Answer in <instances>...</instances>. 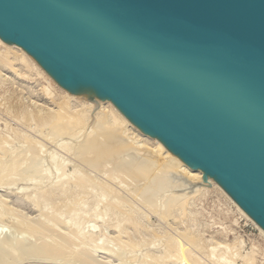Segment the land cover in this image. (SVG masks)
Wrapping results in <instances>:
<instances>
[{"label":"water","instance_id":"1","mask_svg":"<svg viewBox=\"0 0 264 264\" xmlns=\"http://www.w3.org/2000/svg\"><path fill=\"white\" fill-rule=\"evenodd\" d=\"M0 37L113 102L264 229V0H0Z\"/></svg>","mask_w":264,"mask_h":264},{"label":"rangeland","instance_id":"2","mask_svg":"<svg viewBox=\"0 0 264 264\" xmlns=\"http://www.w3.org/2000/svg\"><path fill=\"white\" fill-rule=\"evenodd\" d=\"M3 50L4 47L0 44L1 59L3 61L6 58L8 61L9 58L4 56ZM3 56L5 58H2ZM2 61L0 60V139L2 137L3 139L0 140V144H3L0 146V154L6 152L10 155H8L7 160L0 161V170L2 171L4 168L3 171L5 172L0 171V180L3 179V176L7 177L0 181V234L4 235L10 232L16 245L14 243H12L13 245H6L8 248H5L4 244L0 245V264H264V236L251 221L238 212L236 205L228 200L226 196H223L224 194L212 184L214 181L219 185L215 180L210 177L207 180L204 173H202V180L200 179L199 183L196 180L192 184L189 181H183V178L178 177V175L168 174V172L166 174L162 168L167 163V159L163 163L161 162V167V164H156V161L159 160L158 156L148 148L141 150L142 148L135 146L130 150H119L114 147L115 150L103 155L98 153L97 150L94 152L85 151V143L91 138L90 132L98 136L100 147L108 144L109 139L104 132L105 129H103L109 123L107 113L104 112V116L97 121L95 114L98 109L93 108L82 125L73 123L74 125H61L55 128H50L49 124L42 125L40 124L42 116H47V113H51V110H59V106H62L61 110L65 108L63 103L66 99L63 91L67 90L53 77V84L50 85L43 76L37 75L35 71L27 73V68L20 64L16 65L11 61L14 65L9 63L8 66L9 61ZM38 65L47 75L49 74L39 63ZM24 73L26 74L22 78ZM49 76L51 75L49 74ZM76 106L77 103H75ZM43 107L45 112L42 110ZM78 108L74 110H79ZM74 113H77V111H73ZM66 121L67 119L61 123L65 124ZM128 121L132 123L130 120ZM40 125H42V128ZM132 125L136 127L133 123ZM136 128L143 133L138 127ZM132 132L133 130H130L126 133V136L139 141ZM33 133L38 141L36 143L35 140L33 145H29L30 141L27 135ZM11 136H13V141L10 139ZM126 136H123V138L127 139ZM115 145H117L116 141ZM34 147L36 148L34 149ZM145 150L146 152H152L155 157L145 156ZM143 161L149 162L153 168H156L155 171L150 174L141 173L139 165ZM62 163L66 166L65 171L63 169L61 173L57 172V165H62ZM35 164L39 166H35ZM8 166L10 167L8 168ZM12 172L13 175H11ZM73 172H81L87 178L89 176L85 186L73 200L52 206V203L35 195L40 193V190L46 191L53 186L56 187L57 183L55 181L57 178L59 179L58 176L65 173L69 176L74 174ZM46 183H49V185L47 186ZM101 184H103V189ZM194 185L196 187L202 185L207 188L205 190L201 189L196 196H194L195 192H193L194 194H185L192 192ZM107 189L109 191H106ZM102 191L105 200L101 198L102 201H98L102 197ZM106 194L108 196H105ZM180 194L189 195L187 199L192 195L194 196L188 200L184 214L180 206H176L182 203L180 200L183 201L181 199L183 195L180 196ZM100 201L103 202L104 206L106 205L104 207L106 209L103 210L101 217L96 220L93 217V211ZM116 201L119 202L120 209L113 207ZM84 202L87 204L84 210L80 212V218L76 224H68L67 218L69 219L70 214H72L71 209ZM131 209L135 210L139 216V226L135 228L125 222L127 211ZM60 210L64 214L63 216L61 213L57 214ZM117 210L118 213H116ZM111 213L115 214L112 215ZM120 223H123V228L124 225L126 226L124 232H120L121 234L118 231ZM22 224H25V226ZM93 225L98 227L95 229ZM91 226L97 232L96 236L93 237L94 242L93 239H91L92 241L87 239L90 240L87 242L85 236L92 229ZM72 233L76 236H73ZM97 235L100 237L98 238ZM0 238L2 237L0 236ZM82 238H84V241ZM20 239H27L33 245L31 247L26 246L28 249L26 250ZM128 240H130V243H128ZM168 240L178 242L177 244L183 249L180 246V249H178L179 247L175 243L171 247L172 243L170 245ZM0 241L2 243L1 239ZM77 244L82 247H78ZM96 244L102 247H99L101 250L96 247ZM163 245L167 246V249ZM227 245L229 248L225 247ZM9 246H11L13 252ZM43 246L48 247V249H42ZM22 247L24 248L22 249ZM70 248L74 250L72 252L75 254L69 251ZM75 248L77 249L75 250ZM80 248L84 249L80 250ZM162 249L167 250L164 253L168 254H163L168 255L169 258L165 256L158 259L163 256V254L160 255ZM185 251L188 252L185 253ZM188 253L189 257L191 255L190 258ZM252 256L253 258H251ZM178 257L181 259L184 257L183 261H186L183 262L181 259L177 261L179 260ZM248 257L252 259L253 263L247 261ZM186 258L191 260L189 261Z\"/></svg>","mask_w":264,"mask_h":264},{"label":"bare ground","instance_id":"3","mask_svg":"<svg viewBox=\"0 0 264 264\" xmlns=\"http://www.w3.org/2000/svg\"><path fill=\"white\" fill-rule=\"evenodd\" d=\"M0 44L1 45H3V47H4V50L2 51L3 53H4V56H6V57H8L9 59H11L10 61H9V59H8V61L6 60V58L3 56L2 58H5V59H3V61H2V59H1V56H0V60L2 61V62H5V61H7L8 62V66H9V63H11V61H13L14 62V64H20V65H22V66H24L25 68H27V73H30L31 71L32 72H36V74L37 75H40V76H43L44 78H45V80L50 84V85H52L53 84V79H52V76H49V74L47 75L46 73H45V71L38 65V63L32 58V56L30 55V54H28L23 48H21L20 46H18V45H16V44H12V43H6L1 37H0ZM4 64H6V63H4ZM13 63H11V65H12ZM13 64V65H14ZM12 68H13V66H12ZM15 70H16V68H14ZM14 72V71H13ZM14 74V73H13ZM21 74V73H20ZM25 74L26 73H24L23 74V76H22V78L25 76ZM38 78V77H37ZM42 78V77H41ZM43 78V79H44ZM64 92V94H65V99H66V101H64V103H63V106L65 107L64 109H62V110H64V111H62L60 108L62 107V106H59V110H54V111H52L51 110V113H47V116H42L41 117V119H40V124H42V125H46V124H49V127L50 128H55L56 126H61V125H71V124H73V123H75V124H83V122H85L86 120H87V118H88V115H89V112L93 109V108H96V109H98V111L96 112V114H95V117H96V120L97 121H99L100 120V117H102V116H104L103 114H104V112H106L107 113V117L109 118V123H107L108 125L106 126V127H103V129H105L104 130V132H105V134L108 136V144L107 145H105V146H103V147H100V143H99V141H98V136H95V134H93V132H90L89 134L91 135V138L90 139H88L87 141H86V143H85V146H84V149H85V151L87 150V151H89V152H94L95 150H97V152L98 153H101V155H103V154H105V153H110L112 150H115L114 149V147H117V149H119V150H123V149H133L135 146L136 147H138V148H142L141 150H143V148H148V149H150V151L152 150L153 151V153L155 152V154L158 156V158H159V163H157L158 161H156V164H161V162L163 163V161L164 160H166L167 159V163H165V165L163 166V168H162V170L164 169V171H165V173L166 172H168V174H174V175H178V177L180 176V177H182L183 178V181H189L190 183H194L196 180L198 181V183H199V180L201 179L202 180V171L201 170H198V169H193L192 167H190L187 163H185L181 158H179L177 155H175L169 148H167V146H165V144L161 141V140H159L158 138H155V137H150V136H148L146 133H142V132H140L139 130H137V128L136 127H134L133 125H132V123H130L128 120L129 119H127L125 116H124V114H122V112H120V110H118L117 108H116V106L113 104V103H111L110 101L109 102H101V104L99 105V106H97L96 104V101H92V100H87V99H83V98H79L78 96H76L74 93H71V92H69V91H63ZM54 94V93H53ZM51 96V95H50ZM33 100V99H32ZM63 102V101H62ZM75 103H77V106L75 107ZM78 107H80V108H78ZM101 107V108H100ZM47 108V107H46ZM79 109V110H74V109ZM44 109V107L42 108V110ZM57 109V108H56ZM39 110H41V109H39ZM48 110H49V108H48ZM61 110V111H60ZM44 111V110H43ZM73 111H77V113H74L73 114ZM45 112V111H44ZM50 112V111H49ZM43 113V112H42ZM95 113V112H94ZM106 113H105V115H106ZM92 116V115H91ZM69 117V118H68ZM67 119V121H66V123L65 124H63V123H61L63 120H66ZM102 120H104V119H102ZM106 122H108V120H106ZM87 123V122H86ZM42 125H40V127L42 126ZM74 125V124H73ZM38 127H39V125H38ZM42 128V127H41ZM42 130V129H41ZM130 130H133V134H134V136L136 137V139L137 140H139V141H136L135 139H133V138H131L130 136H126V133H128ZM74 131V130H73ZM92 131H93V128H92ZM96 131V130H95ZM95 131H94V133H95ZM43 132V131H42ZM125 134V135H124ZM136 134V135H135ZM8 135V134H7ZM47 135V134H46ZM49 135V134H48ZM28 136V140L30 141V144L29 145H33V143H35L34 141L36 140V143H37V139L35 138V135H34V133L33 134H30V135H27ZM27 136H26V138H27ZM123 136H126V137H128L127 139H124L123 138ZM39 137V136H38ZM48 137V136H47ZM134 137V138H135ZM5 138V137H4ZM13 136H11L10 137V139H11V141H13ZM25 138V139H26ZM1 139H3V137L1 138ZM0 139V140H1ZM9 139V140H10ZM4 141V140H3ZM2 141V142H3ZM25 141V140H24ZM27 141V140H26ZM29 141L27 142V144L29 143ZM115 141H116V143H117V145H115ZM143 141V142H142ZM140 142V143H139ZM5 143V142H4ZM6 143H8V142H6ZM3 144V143H2ZM2 144H0V146L2 145ZM9 144H11L10 142H9ZM39 144V143H38ZM40 144H42V143H40ZM7 145V144H6ZM6 145H5V147H6ZM24 145V144H23ZM36 145V144H35ZM41 146V145H40ZM10 147V146H9ZM38 147V146H37ZM43 147V146H42ZM45 147V146H44ZM15 148V147H14ZM13 148V149H14ZM21 148V147H20ZM23 148H24V146H23ZM26 148V147H25ZM36 147H34V149H35ZM39 148V147H38ZM10 149V148H9ZM17 149H19V148H17ZM16 149V150H17ZM31 149V148H30ZM42 149V148H41ZM67 149V148H66ZM11 150V149H10ZM25 151V150H24ZM37 151H38V149H37ZM41 151H43V150H41ZM41 151H40V153H41ZM150 151H147L146 152V150H145V156H149V157H153L154 155L152 154V152H150ZM30 153H31V151H29ZM28 152V153H29ZM14 154H16L15 152H13ZM33 153V152H32ZM20 154H22V153H20ZM37 154V153H36ZM38 154H39V152H38ZM139 154V153H138ZM8 155H10V154H8V153H6V152H1V154H0V158H1V160L0 161H2V160H4L5 161V159L7 160V158H9L8 157ZM13 155V154H12ZM140 155V154H139ZM24 156H25V154H24ZM57 156V155H56ZM22 157V156H21ZM25 157H27V155L25 156ZM155 157V156H154ZM12 158V157H11ZM10 158V159H11ZM16 158V157H15ZM28 158V157H27ZM27 158L25 159L26 161H27ZM36 158V157H35ZM55 158V157H54ZM13 159V158H12ZM18 159V158H17ZM22 160V159H21ZM40 160V159H39ZM55 160V159H54ZM150 161V160H149ZM14 162V161H13ZM22 162V161H21ZM29 162V161H28ZM36 162V161H35ZM60 162V161H59ZM152 162V161H151ZM1 163V162H0ZM6 163V162H5ZM8 163V162H7ZM11 163V162H10ZM23 163H24V161H23ZM22 163V164H23ZM55 163V162H54ZM9 164V163H8ZM17 164V163H16ZM39 164V163H38ZM66 164V163H65ZM155 164V165H156ZM5 166H6V164H4ZM14 165V164H13ZM64 165V163H62V165H57V172L59 171L60 173H61V170H63V171H65V165ZM67 165V164H66ZM154 165V164H153ZM3 165L1 164V167H2ZM22 166V165H21ZM35 166H39V165H37V164H35ZM161 167H162V164L160 165ZM7 167V166H6ZM10 166H8V168H9ZM12 167H14V166H12ZM159 167V166H158ZM157 167V168H158ZM25 168V167H24ZM30 168V167H29ZM33 168H35L36 169V167H34L33 166ZM2 169V168H1ZM11 169V168H10ZM15 169V168H14ZM32 169V168H31ZM35 169H33V170H35ZM154 169H156V168H153V166L152 165H150V163L149 162H146V161H143L140 165H139V171L141 172V173H144V174H150L152 171H155ZM4 170V168L2 169V171ZM18 170H19V168H18ZM1 171V170H0ZM1 171V172H2ZM11 171V170H10ZM12 171H13V169H12ZM80 171V170H79ZM15 172V171H14ZM17 172V171H16ZM15 172V173H16ZM31 172V171H30ZM29 172V173H30ZM33 172V171H32ZM3 173H5L4 171H3ZM17 173H19V172H17ZM74 173V172H73ZM8 174V173H7ZM63 174V173H62ZM167 174V173H166ZM1 175H2V173H1ZM11 175H13V172H12V174ZM112 175H114V174H112ZM8 176H10V175H8ZM30 176V175H29ZM14 177V176H13ZM16 177H17V175H16ZM59 177V179H58V181H57V179H56V183H57V185H55L56 187H52V188H50L49 190H46V191H39L40 193H34L35 195H38L39 197H41L42 199H44L45 201H47V202H50V203H52V206H55L56 204H59V203H61V202H63V203H68L69 201H71V200H73L75 197H76V195L78 194V192L85 186V182H87V179L89 178V176H88V178L86 177V176H84L83 174H81V172H75L74 174H72V175H66V173L64 174V175H61V176H58ZM4 178H7V177H4L3 176V179H1L2 181L4 180ZM12 178V177H11ZM54 179V178H53ZM117 179V178H116ZM209 178H207V180H208ZM0 180V181H1ZM9 180V179H8ZM91 180V179H90ZM89 180V181H90ZM182 180V179H181ZM49 181H50V179H49ZM48 181V182H49ZM53 181V180H52ZM55 182H54V184H55ZM101 183V182H100ZM47 184V186L49 185V183H46ZM87 184V183H86ZM97 184V183H96ZM191 184V185H192ZM196 184V183H195ZM212 184H214V186H216L217 187V189H219L220 190V192L222 193V194H224L223 196H226L227 197V199L228 200H230L231 202H233L235 205H236V207H237V210H238V212L243 216V217H245L247 220H249V221H251L259 230H260V232H261V234L264 236V229L261 227V226H259L254 220H253V218H251L228 194H227V192L220 186V185H217L216 183H214V181L212 182ZM1 185V184H0ZM3 185V184H2ZM52 185H53V183H52ZM97 186V185H96ZM101 186H102V189H103V184H101ZM100 186V187H101ZM109 186H111V185H109ZM105 187H107V186H105ZM43 188H44V186H43ZM43 188H41V189H43ZM45 188H46V186H45ZM194 188V189H193ZM193 188H191V189H193V191L191 192H188V193H185V194H190V193H193V192H195V194H194V196H196V194H197V192H200V190L201 189H206L207 187H205V186H199V187H196L195 185H194V187ZM110 189V188H109ZM106 191H109L108 189L106 190ZM113 191V190H112ZM103 192V191H102ZM104 192L102 193V197H100L99 199H98V201L99 200H101L102 201V199L103 200H105V198H103L104 197ZM185 194H180V196L181 195H183L182 196V198L181 199H183V201L182 200H180V202H182V203H180V205H176V206H180V209L181 210H183L182 212H183V214L186 212V211H184L185 210V206L188 204V200L190 199V198H193L194 196L192 195V197H190V198H188L187 199V197L189 196V195H185ZM185 195V196H184ZM94 196H96V195H94ZM105 196H108L107 194L105 195ZM191 196V195H190ZM37 197V196H36ZM36 197H35V199H36ZM116 197V196H115ZM114 197V198H115ZM102 198V199H101ZM117 198V197H116ZM175 198V197H174ZM173 198V199H174ZM177 198H178V196H177ZM112 199V198H111ZM118 199V198H117ZM178 200H179V198H178ZM178 200H176V201H178ZM75 201V200H74ZM77 201V200H76ZM100 201V203H98L99 205L94 209V211H93V217H94V219H99L100 217H101V215H102V212H104L103 210L104 209H106V208H104L105 206L103 205V202H101ZM110 201V200H109ZM119 201V200H118ZM122 201V200H121ZM168 201V200H167ZM173 201V200H172ZM175 201V200H174ZM123 202V201H122ZM179 202V201H178ZM178 202H176V203H178ZM76 203V202H75ZM116 204H115V206H113L115 209L117 208V209H120L119 208V202H115ZM161 203H164V202H161ZM167 203V202H166ZM46 204V203H45ZM87 203L86 202H84V203H82V204H80L79 206H77V207H73L71 210H72V214H70V217H69V219L67 218V220H68V224H70V225H74V224H76V222L78 221V219L80 218V212L81 211H83L84 210V207H85V205H86ZM159 204V203H158ZM71 205H73V204H71ZM156 205V204H155ZM168 205V204H167ZM157 206V205H156ZM131 207V206H130ZM155 207V206H154ZM169 207H171V206H169ZM53 208V207H52ZM70 208V207H69ZM68 208V209H69ZM62 209H64V208H62ZM74 209V210H73ZM176 209V208H175ZM179 209V208H178ZM179 209V211H181ZM59 210V209H58ZM70 210V211H71ZM154 210V209H153ZM155 210H158V209H155ZM168 210V209H167ZM56 213H57V211H55ZM63 212V211H62ZM163 212V211H162ZM182 212H181V214H182ZM47 213V212H46ZM55 213V214H56ZM61 213V210H60V212L59 213H57V214H60ZM65 213V212H64ZM116 213H118V210H117V212ZM159 213V212H158ZM166 214H167V212H165ZM62 214V216L64 215L63 213H61ZM85 214V213H84ZM112 214V213H111ZM115 214V213H114ZM114 214H112V215H114ZM53 215V214H52ZM51 215V216H52ZM88 215V214H87ZM123 215H125V214H123ZM55 216H57V215H55ZM47 217V216H46ZM61 217V216H60ZM103 217V216H102ZM125 217H127V219H126V223L127 224H129L132 228H135V227H138L139 226V220H138V218H139V216H138V214H137V212L135 211V210H128L127 211V216H125ZM165 217V216H164ZM51 218V217H50ZM56 218V217H55ZM48 219V218H47ZM90 219V218H89ZM24 220H26V219H24ZM46 220V219H45ZM51 221H52V219H50ZM49 220V221H50ZM63 220H65V219H63ZM101 220V219H100ZM27 221V220H26ZM50 221V222H51ZM60 221H61V219H60ZM93 221H95V220H93ZM16 222H18V221H16ZM22 222V221H21ZM28 222V221H27ZM44 222V221H43ZM123 222V221H122ZM51 223H53V222H51ZM57 223H60V222H57ZM90 223H93V222H90ZM97 223V222H96ZM95 223V224H96ZM14 224H17V223H14ZM19 224V223H18ZM21 224V223H20ZM19 224V225H20ZM50 224V223H49ZM67 224V225H68ZM89 224V223H88ZM122 224L123 223H120V225H119V228H118V231H119V234H121L120 232H124V228L126 227L125 225H124V228H123V226H122ZM23 226H25V224H22ZM27 225V224H26ZM32 225V224H31ZM36 225V224H35ZM48 225V224H47ZM64 225H65V222H64ZM81 225V224H80ZM91 225V224H90ZM14 226V225H13ZM33 226H34V224H33ZM38 226V225H37ZM46 226V225H45ZM77 226V225H76ZM29 227V226H28ZM39 227V226H38ZM95 227V229L98 227H96L95 225H93V228ZM15 228H16V226H15ZM20 228V227H19ZM22 228V227H21ZM32 228V227H31ZM41 228V227H40ZM39 228V229H40ZM72 228V227H71ZM90 228H92V226L90 227ZM90 229L89 230V232L86 230L85 232L87 233L86 234V236H85V238H86V240L87 239H93V237L94 236H96L95 234H96V232L97 231H95L94 229ZM25 229V228H24ZM38 229V228H37ZM79 229V228H78ZM85 229H87V228H85ZM29 230V229H28ZM31 232H32V230H30ZM84 231V230H83ZM5 232V231H4ZM34 232V231H33ZM71 232H73V231H71ZM75 232V231H74ZM80 232V231H79ZM82 232V231H81ZM103 232V231H102ZM1 233V232H0ZM3 233V232H2ZM118 233V232H117ZM155 233V232H154ZM73 234V233H72ZM77 234V233H76ZM85 234V233H84ZM188 234V233H187ZM75 234H73V236H74ZM81 235V234H80ZM261 235V236H262ZM0 236L2 237V238H0L1 240H2V243H1V241H0V245L2 246V244H4L5 246L6 245H11L12 243H14L15 242V240L14 239H12L13 237L11 236V234H10V232L9 233H5L4 235H1L0 234ZM66 236V235H65ZM68 236H70V235H68ZM76 236V235H75ZM98 236V235H97ZM119 236V235H118ZM117 236V237H118ZM173 236V235H172ZM171 236V237H172ZM100 236H98V238H99ZM120 237V236H119ZM189 237H191V236H189ZM16 238V237H15ZM20 238V237H19ZM76 238V237H75ZM80 238V237H79ZM163 238V237H162ZM17 239V238H16ZM83 239V241H84V238H82ZM160 239V238H159ZM170 239V238H169ZM78 240V239H77ZM85 240V241H86ZM90 240H87V242L88 241H90ZM99 240V239H98ZM92 241V240H91ZM101 241V240H100ZM123 241H125V240H123ZM130 240H128V243H130L129 242ZM157 241V240H156ZM160 241V240H159ZM169 242V244L171 245V243H172V245H171V247L173 246V244L175 243L176 245H178L177 247H179L180 245L179 244H177L176 242H173V240H172V242H170V240H168ZM20 242H21V244H22V246H24L25 248H26V246H29V247H31V245H33V243H29V240H27V239H20ZM93 242H94V239H93ZM83 243V242H82ZM85 243V242H84ZM127 243V242H126ZM167 243V244H168ZM15 244V243H14ZM133 244V243H132ZM166 244V245H167ZM168 244V247L170 246ZM182 244V243H181ZM13 245V244H12ZM16 245V244H15ZM83 245V244H82ZM85 245V244H84ZM83 245V246H84ZM89 245V244H88ZM4 246V247H5ZM18 246V245H17ZM58 246H59V244H58ZM57 246V247H58ZM77 246H78V244H77ZM81 246V245H80ZM80 246H78V247H80ZM142 246V245H141ZM145 246V245H144ZM164 246V245H163ZM11 246H9V248H10ZM20 247V246H19ZM24 247H22V249L24 248ZM33 247V246H32ZM44 248H42V249H48V247H45V246H43ZM73 247V246H72ZM82 247V246H81ZM96 247L98 248V249H100L99 247H101V246H97V244H96ZM95 247V248H96ZM166 249H167V246H164ZM163 247V248H164ZM181 247V246H180ZM180 247L178 248V249H180ZM185 247V246H184ZM226 248L228 247L229 248V246L227 245V246H225ZM5 248H8V246H6ZM49 248H50V246H49ZM74 248V247H73ZM96 248V249H97ZM102 248V247H101ZM104 248V247H103ZM137 248V247H136ZM142 248V247H141ZM164 248V249H165ZM170 248V247H169ZM175 248V247H174ZM231 248V247H230ZM2 249V248H1ZM12 248H10V250H11ZM18 249V248H17ZM16 249V250H17ZM30 249V248H29ZM57 249V248H56ZM58 249H60V248H58ZM77 248H75V250H76ZM79 249V248H78ZM81 249H84V248H80V250ZM164 249H162L161 251H160V255L161 254H163L164 253ZM171 249V248H170ZM181 249H183V247H181ZM187 249V248H186ZM186 249H184V250H186ZM237 249V248H236ZM3 250V249H2ZM1 250V251H2ZM26 250H28L27 248H26ZM72 248H70L69 249V251H71V253L73 254L74 252H72ZM88 250V249H87ZM101 250V249H100ZM105 250V249H104ZM172 250V249H171ZM176 250V249H175ZM227 250V249H226ZM9 251V250H8ZM12 252H13V250H11ZM14 251H15V249H14ZM74 251V250H73ZM83 251V250H82ZM167 251V250H166ZM165 251V252H166ZM180 251V250H179ZM176 252V251H175ZM181 252H184V251H181ZM188 252V251H187ZM186 251H185V253H187ZM233 252V251H232ZM77 253V252H76ZM81 253V252H80ZM171 253V252H170ZM178 253H180V252H178ZM75 254V253H74ZM164 254H168V253H164ZM163 254V256H161V257H159L158 259H160V258H164L165 256L166 257H168V255H164ZM177 254V253H176ZM184 254V253H183ZM142 255V254H141ZM179 256H180V254H178ZM186 255V254H185ZM251 255H252V253H251ZM137 256V255H136ZM173 256V255H172ZM184 256V255H183ZM187 256V255H186ZM226 256V255H225ZM3 257V256H2ZM148 257H150V256H148ZM174 257H176V256H174ZM181 257H182V255H181ZM185 257V256H184ZM184 257L181 259L180 257H178V259L179 260H177V261H180V259L183 261V259H184ZM188 257H189V253H188ZM190 257H191V255H190ZM189 257V258H190ZM224 257V256H223ZM231 257V256H230ZM143 258V257H142ZM169 258V257H168ZM177 258V257H176ZM228 258V257H227ZM251 258H253V256L251 257ZM186 259H188V258H186ZM155 260H156V258H155ZM189 260V259H188ZM191 260V259H190ZM189 260V261H190ZM149 261V260H148ZM163 261H164V259H163ZM169 261V260H168ZM186 261V260H185ZM185 261H183V262H185ZM188 261V262H189ZM247 261H251L250 263H253L252 262V259H250L249 257H248V259H247ZM151 262V261H150ZM220 262V261H219ZM226 262V261H225ZM180 263V262H179ZM187 263V262H186ZM218 263V262H217ZM223 263V262H222ZM227 263H228V261H227ZM255 263V262H254ZM157 264V263H156ZM234 264V263H233Z\"/></svg>","mask_w":264,"mask_h":264}]
</instances>
